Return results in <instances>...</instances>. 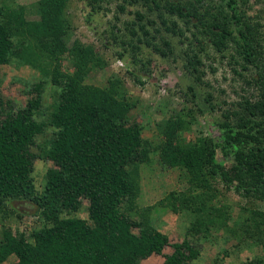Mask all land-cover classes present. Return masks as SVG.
<instances>
[{"label": "trees", "instance_id": "trees-1", "mask_svg": "<svg viewBox=\"0 0 264 264\" xmlns=\"http://www.w3.org/2000/svg\"><path fill=\"white\" fill-rule=\"evenodd\" d=\"M70 1L37 0L39 18L29 19L26 5L0 0V65L28 66L40 74L28 85L29 99L23 106L12 105L0 93V213L9 202L20 201L30 204L39 220L27 232L5 223L12 216L9 211L0 216V264L12 256L16 260L10 264H142L169 243L158 227L165 224L160 218L168 210L190 223L184 221L185 237L173 243L175 250L163 264L192 263L203 243H215V233L221 231L240 241L247 238L248 246L264 247V209L259 207L264 201V4L256 8L260 0L117 3L115 22L105 29L109 41L121 46L119 58L145 74L153 73L145 48L164 57L174 54L172 34L186 45L187 66L196 50L206 52L212 46L247 85L251 78L246 74L258 73L255 101L245 94L220 107L223 120L218 124L225 132L221 138L186 141L183 132L191 129L198 112L207 113L186 106L156 122L162 138L155 145L143 135V124L127 125L138 103L128 99L125 79L112 74L104 86L87 83L108 60L94 44L72 40ZM83 1L91 20L111 11L113 2ZM133 5L141 6L134 11L135 19L122 22L120 14ZM66 58L73 71H65ZM194 65L195 71L189 72L202 83L206 65ZM129 74L144 84L134 69ZM48 84L53 87L51 103L45 102ZM189 91L197 96L193 86ZM213 97L212 93L206 97L211 109L217 106ZM44 135L48 140L42 142ZM153 150H158L163 167L185 168L189 186L169 191L166 198L142 209L136 203L142 182L139 171L142 164L151 163ZM38 159L54 163L41 189L33 176ZM224 191H234L246 201L238 216L230 203L222 201ZM15 206L12 211H18ZM155 213L160 220L154 223ZM240 264H264V255Z\"/></svg>", "mask_w": 264, "mask_h": 264}, {"label": "rangeland", "instance_id": "rangeland-1", "mask_svg": "<svg viewBox=\"0 0 264 264\" xmlns=\"http://www.w3.org/2000/svg\"><path fill=\"white\" fill-rule=\"evenodd\" d=\"M17 4L26 5L30 10L28 18L38 19L39 16L35 12L34 3L37 0H14ZM122 0H113L109 5L111 11H102L93 15L92 20L89 19L90 8L83 0H71L67 9L69 18L72 20V40L75 38L81 39L85 43H92L96 46L104 57L108 60V64L104 69H99L90 74L86 80L88 84L104 86L110 75L114 74L125 79V88L128 91V99L138 103L136 108L131 110V121L127 125H134V122L143 124V135L154 142L155 145L160 143V139L156 130V122L172 114V112L188 107L202 108L207 110L203 115L198 112L196 122L190 130L183 132V137L186 141H195L197 138L205 136H215L221 138L225 132L219 125L222 120V108L227 107L230 103L238 101L242 96H250L253 101L257 99V75L255 71L247 73V77L251 78V84L247 85L241 77L235 75L227 65L228 58L221 57L216 53L213 47H207L206 52L196 50L191 64L187 66V61L184 60L183 50L186 45L181 43L178 36L170 35L169 40L172 41L174 54L167 57L156 53L150 48H145L146 54L153 61L151 64L152 74H145L139 70V66L130 65L126 60L119 58L117 52L122 51L120 45L109 41V34L106 28L109 24L115 22L118 14L115 9L117 3ZM254 1V0H252ZM264 0H260L255 7H262ZM141 6H129L128 12L121 15V21L125 19L134 20V11ZM144 9V8H143ZM28 10V11H29ZM122 22L118 25L123 26ZM109 41V45H106ZM187 49V48H186ZM66 56V55H65ZM185 61V62H184ZM204 62L206 74L203 76V82L200 83L189 72L192 68L195 71L199 63ZM215 68V71H212ZM65 71H73L74 68L70 61H64ZM129 69H134L141 76L144 84L138 83L129 74ZM39 72L31 67H17L13 64L0 65V93L3 98L12 102V105L23 106L29 99L28 85L39 77ZM194 87L197 96L192 97L189 91V86ZM53 89L51 84L46 88V103H51L50 92ZM213 94V104H217L215 109H211L212 105L206 102L208 94ZM193 100H192V99ZM219 105V106H218ZM219 123V124H218ZM48 140L47 135L41 137V141ZM152 161L149 164H142L141 171V186L140 194L136 198V203L139 208H148L160 199L167 197L169 191L180 190L185 191L189 186L188 175L185 168H168L159 163L158 150H153L150 154ZM221 155H219L220 157ZM54 166L52 161L36 160L34 167V179L37 188L41 189L45 180L47 170ZM225 192V191H224ZM224 203H230L233 209L234 217L241 212V206L246 205V201L242 199L234 191H226L222 197ZM10 207H5L1 210L0 216H6V211H9L11 218H5V223L13 226V230L17 228L22 231H31L39 223L38 218L33 216V209L30 204L14 201L9 202ZM12 204L18 207V211H12ZM259 207L264 209V201L259 202ZM20 211H26L20 214ZM21 215V216H20ZM153 222L160 219L165 221L164 225L158 226L163 233L169 237V243L166 244L161 253H153L149 257L142 260V264H163L166 255L174 252L173 243L183 241L184 236V221L189 225V220H181L173 211H166L163 216L157 220L156 213L154 214ZM2 223H0L1 227ZM138 233V230H135ZM182 233V234H181ZM217 238L215 243L204 242L201 247V253L198 259H194L190 264H240L247 259H251L256 255H264L263 244L248 246L247 238L240 241L238 237H230L223 231L215 233ZM200 247V245H199ZM16 260L12 256L4 264H10Z\"/></svg>", "mask_w": 264, "mask_h": 264}]
</instances>
